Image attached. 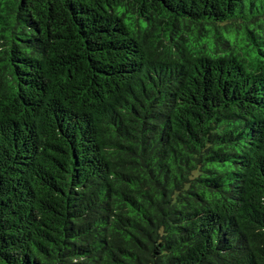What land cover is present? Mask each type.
<instances>
[{
  "label": "trees",
  "instance_id": "1",
  "mask_svg": "<svg viewBox=\"0 0 264 264\" xmlns=\"http://www.w3.org/2000/svg\"><path fill=\"white\" fill-rule=\"evenodd\" d=\"M0 264H264V0H0Z\"/></svg>",
  "mask_w": 264,
  "mask_h": 264
}]
</instances>
